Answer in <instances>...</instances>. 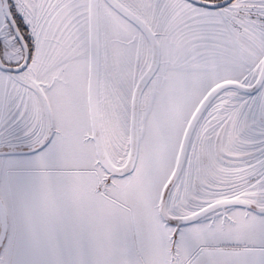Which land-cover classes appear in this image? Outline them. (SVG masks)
<instances>
[{
	"label": "snow or ice",
	"instance_id": "snow-or-ice-1",
	"mask_svg": "<svg viewBox=\"0 0 264 264\" xmlns=\"http://www.w3.org/2000/svg\"><path fill=\"white\" fill-rule=\"evenodd\" d=\"M0 264H264V0H0Z\"/></svg>",
	"mask_w": 264,
	"mask_h": 264
}]
</instances>
